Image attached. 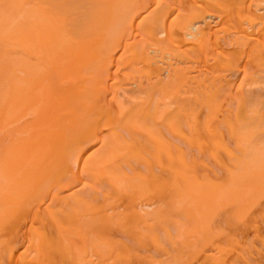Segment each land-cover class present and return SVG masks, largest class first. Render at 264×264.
Wrapping results in <instances>:
<instances>
[{
    "label": "bare ground",
    "instance_id": "6f19581e",
    "mask_svg": "<svg viewBox=\"0 0 264 264\" xmlns=\"http://www.w3.org/2000/svg\"><path fill=\"white\" fill-rule=\"evenodd\" d=\"M0 264H264V0H0Z\"/></svg>",
    "mask_w": 264,
    "mask_h": 264
}]
</instances>
